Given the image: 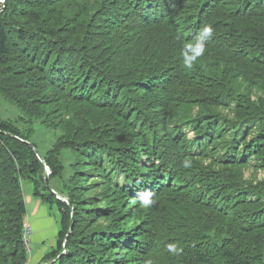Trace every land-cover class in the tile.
<instances>
[{
	"label": "trees",
	"instance_id": "1",
	"mask_svg": "<svg viewBox=\"0 0 264 264\" xmlns=\"http://www.w3.org/2000/svg\"><path fill=\"white\" fill-rule=\"evenodd\" d=\"M4 5L0 264L32 263L24 186L60 214L42 264H264V0Z\"/></svg>",
	"mask_w": 264,
	"mask_h": 264
},
{
	"label": "crops",
	"instance_id": "2",
	"mask_svg": "<svg viewBox=\"0 0 264 264\" xmlns=\"http://www.w3.org/2000/svg\"><path fill=\"white\" fill-rule=\"evenodd\" d=\"M27 221L31 229L28 238L31 264H40L45 254H49L56 243L60 214L54 205L41 202L33 196L31 188L25 186Z\"/></svg>",
	"mask_w": 264,
	"mask_h": 264
},
{
	"label": "rangeland",
	"instance_id": "3",
	"mask_svg": "<svg viewBox=\"0 0 264 264\" xmlns=\"http://www.w3.org/2000/svg\"><path fill=\"white\" fill-rule=\"evenodd\" d=\"M0 112H1V117L2 119H11V120H15L18 112L16 111V109L14 107H12L11 105H9L8 103L4 102L3 100L0 99ZM33 129H34V135L31 139L32 143H34V145H36V147L39 150H45L47 148L50 147V145L52 144V142L55 140V137L57 136V132L50 130V129H45L43 127H41L39 124H33ZM191 132V131H189ZM190 136L191 133H190ZM28 144L30 145L31 143L28 142ZM32 145V144H31ZM33 147V146H32ZM35 149V148H34ZM36 150V149H35ZM37 151V150H36ZM38 152V151H37ZM39 153V152H38ZM40 155V154H39ZM43 161V160H42ZM44 163V162H43ZM47 167L46 164L44 163V173L45 175H48V179L50 176V171ZM245 172V177L247 179L250 178V176L252 175V177H255L254 174L257 177V180H261L264 178V171L263 170H258L256 173L253 172V170H244ZM27 183V182H26ZM29 184V183H28ZM27 184V185H28ZM30 186V185H29ZM50 187V186H49ZM51 188V187H50ZM52 189V188H51ZM24 191H25V186H24ZM55 193V192H54ZM66 199V198H65ZM67 200V199H66ZM68 201V200H67ZM70 203V202H69ZM69 206V205H68ZM69 208L71 210H73L72 204L70 203ZM54 210H55V206H54ZM60 222V219L58 220ZM30 259H31V252H30ZM52 262V261H51ZM53 263V262H52ZM40 264H42L40 262ZM45 264V263H44ZM48 264V263H46ZM49 264H51L49 262Z\"/></svg>",
	"mask_w": 264,
	"mask_h": 264
},
{
	"label": "built area",
	"instance_id": "4",
	"mask_svg": "<svg viewBox=\"0 0 264 264\" xmlns=\"http://www.w3.org/2000/svg\"><path fill=\"white\" fill-rule=\"evenodd\" d=\"M5 0H0V11L2 9V5L4 4ZM31 234V229H30V226L28 224V221H27V215L25 217V222H24V225H23V240L25 242V246L27 248V252H28V255L30 257V248H29V241H28V238Z\"/></svg>",
	"mask_w": 264,
	"mask_h": 264
},
{
	"label": "water",
	"instance_id": "5",
	"mask_svg": "<svg viewBox=\"0 0 264 264\" xmlns=\"http://www.w3.org/2000/svg\"><path fill=\"white\" fill-rule=\"evenodd\" d=\"M4 8H5V5L2 7V9H4ZM30 146L32 147L31 144H30ZM34 151H35L37 157L40 159V161L43 162L42 159H41V156L39 155V153L35 149H34ZM45 168H48V167H45ZM45 183L47 185L48 190L51 191L52 193H54V191L48 185V175H45ZM57 199H59V200H61L63 202H66L70 206V203L63 196L57 195ZM71 230H72V223L70 225L69 233L71 232ZM66 237H68V235ZM53 261L54 260H52V262ZM52 262H50V263H52Z\"/></svg>",
	"mask_w": 264,
	"mask_h": 264
}]
</instances>
